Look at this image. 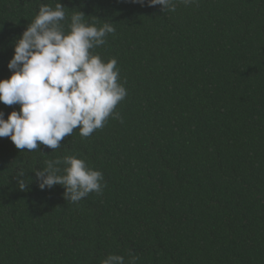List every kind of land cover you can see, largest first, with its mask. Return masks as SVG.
<instances>
[{
  "label": "trees",
  "instance_id": "1",
  "mask_svg": "<svg viewBox=\"0 0 264 264\" xmlns=\"http://www.w3.org/2000/svg\"><path fill=\"white\" fill-rule=\"evenodd\" d=\"M57 0H0V79L15 40ZM115 31L93 50L127 90L104 126L55 150L0 138V264H264V0H59ZM19 105H4V118ZM39 143V142H38ZM74 155L103 173L79 202L35 170ZM63 167V166H62ZM23 170V177L19 175ZM21 184H26L25 188Z\"/></svg>",
  "mask_w": 264,
  "mask_h": 264
},
{
  "label": "clouds",
  "instance_id": "2",
  "mask_svg": "<svg viewBox=\"0 0 264 264\" xmlns=\"http://www.w3.org/2000/svg\"><path fill=\"white\" fill-rule=\"evenodd\" d=\"M178 2L191 5L198 0H146L149 7L160 5L162 12L175 11ZM65 8L59 0L55 7L39 5L38 14L15 40L7 63L11 75L0 79V102L20 106L6 119L0 111V138L8 137L17 149L30 152L45 145L55 150L74 130L89 137L110 115L120 119L114 110L127 90L119 82L117 60L105 62L93 54L115 28L111 22L99 27L86 23L84 13L77 11L66 30ZM19 175L23 177L22 169ZM35 177L41 190L63 186L64 198L73 203L93 192L102 194L106 187L103 173L74 155L46 161ZM102 264H124V258L110 254ZM129 264H135V258Z\"/></svg>",
  "mask_w": 264,
  "mask_h": 264
}]
</instances>
